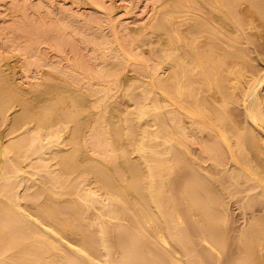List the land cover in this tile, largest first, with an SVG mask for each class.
<instances>
[{"label":"bare ground","instance_id":"obj_1","mask_svg":"<svg viewBox=\"0 0 264 264\" xmlns=\"http://www.w3.org/2000/svg\"><path fill=\"white\" fill-rule=\"evenodd\" d=\"M155 5L154 15L128 28H137L134 39L124 27L126 44L106 47L110 39L91 27L98 38L88 45L106 64L98 71L91 62L81 67L89 73L66 67L68 75L31 83L29 49L19 65L0 55V264H264V209L255 207H264V69L259 74L251 58H264V0ZM147 45L146 57L173 65L156 75L162 66L153 59L156 77L133 84L123 73L136 62L128 55L150 54ZM230 195L244 197L245 219L253 215L245 227L239 218V230Z\"/></svg>","mask_w":264,"mask_h":264},{"label":"rangeland","instance_id":"obj_2","mask_svg":"<svg viewBox=\"0 0 264 264\" xmlns=\"http://www.w3.org/2000/svg\"><path fill=\"white\" fill-rule=\"evenodd\" d=\"M20 1L21 0H0V55L2 53H4V54L6 53L5 55L7 56V58L9 56L11 57V58H8V60L10 61V63H12V65H16V64L19 65L22 62H24V59H23L24 58V54L29 51L28 52V54H29V62L31 64V66H30V72H29L31 79H29V80H30L31 83H34V82L40 83L42 81L41 76L42 75H47L49 73L50 74L52 73V76L53 77H56V78L62 77V76H64L65 72L68 71V69L69 70L73 69V70H71L72 74H76V72L80 73L79 71H81V72L83 71V72H85L84 74H86L88 71L90 72V70L87 71V69H84V70H86V71H84V70H81V67L83 69L85 67V65L87 66L88 63L91 64V62H92V64H91L92 66L90 65L91 66V69L95 68L98 71V68H96V67H97V65H99V62L102 60L103 53H100L99 50H98L99 52L97 50H95L93 43H90L88 45V43L91 41V39L98 38L99 35L101 37L104 35L103 37H105L108 40L110 39L109 41H111L113 43L112 44L111 42H108L109 45H107L108 44L107 43L105 45L106 47H109L110 45L117 46V45L124 44L125 40L123 39L124 40V42H123V40L120 39V38H123V36L126 37L125 34L127 35V33H130V34L127 35L128 37H130V35H132L131 38L134 39V37H133L134 35L133 34H135V36L138 35L137 34L138 31H137V33H134L132 31H135L136 32L137 28L140 26V23L142 22L141 19L143 20V18H144V19L147 20L148 17L151 15V13H152V15L155 14V12L153 10V7H154L155 3L157 2V0H154V1L153 0H103V1L100 0L101 3L98 2L99 0L98 1L97 0L96 1L95 0H22L21 1V4H20ZM129 1L131 2V4H130ZM162 1L163 0L159 1V3L157 2V4H156L157 7L160 6V3ZM105 2H106L107 5L105 4ZM102 3H103V5H102ZM14 4H16L17 7ZM13 5L15 6V9L16 10L14 9V6ZM110 5H112L113 7L110 6ZM106 7H110L111 9H109V10H112V12L109 11V10H107ZM68 12H70L72 14L69 13L70 14L69 15ZM99 12L102 13L103 15L100 14ZM156 12H157V9H156ZM98 13L100 15H98ZM17 14H18V16H17ZM74 14H76V15L72 17V15H74ZM69 16H71V18ZM114 16L115 17L117 16L116 17L117 19ZM90 17L92 19H93V17L94 18L96 17L95 19H97L96 21H94V19H93V21L91 20L92 24H94L93 26H92V24L88 23V22H90V19H91ZM72 18H75V19H72ZM85 18L87 19L88 22L85 20ZM98 18L100 19V21L102 23L99 21L100 22L99 25L98 26H95V25H97L96 23L99 20ZM104 18H106V20ZM107 19L110 21V23L107 21ZM14 20H16V24H15V21ZM84 20L86 21V23H85ZM146 20H144V21H146ZM105 21H107V22L105 23ZM139 21H140V23H137ZM93 22H95V23H93ZM129 23L131 24V26H133V25L135 27H137L138 25L139 26L136 28V30L128 29V28H133V29L135 28L134 26L133 27H129L130 26ZM17 24H19V25L21 24L20 27ZM103 24H105V25H103ZM118 24H120V28H119V25ZM101 25H103V26H101ZM121 25H123V26L121 27ZM11 26H12L13 29H11ZM91 27H94L92 31H94L96 29V31H98V33H99V30H101L100 31V34H98L96 31H94V33L95 32L97 33L98 37L96 36V34L94 35V33L91 31ZM95 27H97L98 29H99V27H101V28L99 30H97V28H95ZM108 27L110 29L112 28L111 31L113 33H109L110 29ZM124 27H125V29L127 28L129 30V31L128 30H125V31H127V33L124 31ZM15 28L17 30H15ZM116 28H119V29H116ZM121 28L124 31L123 33L121 32L122 31ZM33 29H34V31H33ZM43 29H45L46 31H44ZM88 30H90V31L88 32ZM27 31H28V34H27ZM102 31L104 32V34L101 33ZM22 32H24V33H22ZM9 33H10V35H9ZM105 33H106V36H105ZM107 33H109L108 34L109 38L107 36ZM12 34L13 35L15 34V36H13ZM121 34H122V36H121ZM112 37L114 38V40H113ZM26 38H28V39H26ZM42 38H43V40H42ZM44 38H45V40H44ZM127 39L129 41L131 40L130 38H127ZM128 40H126L127 41V44H129L128 43ZM10 42L12 43V45H11ZM25 43H27V44H25ZM28 43H29L30 47H27L28 46ZM36 43H38V44H36ZM14 44H15V46H14ZM125 44H126V42H125ZM148 46L149 45L145 46L146 47L145 49L146 50L150 49L149 50L150 51V54H149L148 51H145L143 48H139V52L141 50L142 51L144 50L146 52V54H145L144 51L141 52L142 54L140 53V55H139L140 58H139L138 55L137 56L134 55V57H131L130 55H128L130 57L129 58V62L136 61V62H133V63L137 64V66H135V64H133V63L132 64L136 68L134 66H131L130 67V66L127 65L128 66V69H126L127 68V66H126V68L123 69V73H126L127 74L128 72H130V74L128 73L127 75L132 76L131 78L134 77L133 78L134 80L137 79L140 82V84H139L138 81L136 82V80H135V82H136L135 83L134 80H132V83L133 84H137V85L138 84L139 85L142 84V85H145L143 83L148 82V80L150 81L151 79H154V77H156V75L161 74L163 71L165 72V74H164V72L162 73L163 74V77L164 76L166 77V75L168 74L167 69H169V67H171L173 65V63H170L171 65H169V62H167V61L164 62L163 60L157 59V57L155 58L154 56H152L153 58L152 57L150 58V57L147 56L148 57L147 58L146 55H149V56L152 55L151 54L152 48H150V46H149V48H147ZM27 49H29V50H27ZM134 49L136 50L135 47H134ZM25 50H27V51H25ZM92 50H93V52H92ZM24 51H25V53H24ZM252 51H253V49H252ZM101 52H103V51H101ZM147 52H148V54H147ZM91 53H93L94 55L93 54L90 55ZM143 53H144V55H143ZM253 54H255V55H252V57L251 56L250 57L251 58H255L256 60L253 61L252 63H253L254 66H257V65H258V67L260 66L261 69H260V67H259V69L261 71H259V69H257L258 67H256V68L254 67V68L257 69L260 72L259 73L256 70L257 73H259V74L264 73V71L262 72V70L264 69V62H263V59L264 58H263V54L260 55L261 59H260V57H259V55H258L257 52L256 53H253ZM249 55L247 56L248 58H249ZM143 56H145L146 58L143 57ZM142 57H143V59H148V60H146V61L144 60L143 61ZM93 58H95L96 60H98L96 62L98 64H95V62L92 61ZM149 58L152 59V62H150ZM251 58H250V61L248 59L249 62H251V60H252ZM82 59H83V61H81ZM153 59H154L155 62L153 61ZM21 60H23V61H21ZM84 61H87V62L84 63ZM117 61H118L117 59H113V62H108V63L109 64L110 63H113L114 65H118L117 63L119 61L118 62ZM137 61H140V63L137 62ZM256 61H258V62H256ZM153 62L155 64V67H157V68L162 66L161 68H159V70L156 69L157 70V73H156L155 70H153V71H155V74L156 75L154 73L152 74V72H151V69H152L151 68L152 67L151 64H153ZM102 63H103V61L100 62V65L99 66H101ZM254 63H257V64L255 65ZM258 63H261V64H258ZM148 64H150L151 66L148 65ZM80 65H82V66H80ZM140 65L146 66V67H144V69L146 71L144 69H141L142 72H140V70L137 68L138 66L140 68L141 67ZM165 65H167V67H164ZM104 66H106V64ZM104 66L99 67V69L100 68L103 69ZM59 67L61 68V71H59L60 70ZM66 67L68 69H66ZM87 67L90 69L89 65ZM131 68H132V70H131ZM141 68H143V67H141ZM255 69H254V71H255ZM127 70H128V72H127ZM134 70H135V72H137L136 74H135ZM254 71H253V68H252V71H250L252 73V76H251V73H250L249 74L250 75L249 79H251L253 77V74L255 76L256 72H254ZM60 72H62V73H60ZM71 72L69 71L68 73L70 74ZM142 73H144V74L146 73L148 76L150 75L149 78H148V76L146 77V74L143 75ZM81 74H83V73H81ZM140 74H142L143 77ZM18 75H20V76H18ZM18 75L16 76V77H19V78H17L18 79V82L20 84L23 83L22 85L24 87L26 86V88L28 86L30 87V84H29V82H27V79L24 77V75L23 74H20V73ZM65 75H68V74H65ZM67 78L69 79V77H67ZM67 78H66V81L68 80ZM145 78H147V80ZM52 81H54V80H52ZM69 81H70V79H69ZM95 81L101 82L102 80L97 77V79H95ZM107 86H109V84H107ZM122 87L123 88H122V90H120V92H118V91H119V89L121 87L118 90L116 89L117 91L115 90L118 94L119 93L121 94V96H120L121 99H122V93H121V91H123V89H125L124 88L125 86L122 85ZM138 91H139V89H138ZM116 92H114L115 93L114 95H116ZM118 94H117V96H114V97H116V98H114V101L113 100H110V102L111 101L117 102V100H118L117 97H119ZM111 95L113 96V92H111ZM127 101L122 102L123 104L120 103V105L122 106V105H126L127 104L126 107L133 105V104H130L129 105L127 103ZM118 102H119V100H118ZM129 103H132V102H129ZM111 104H112V102H111ZM113 104H115V103H113ZM123 108H124V106H123ZM132 108H133V106H132ZM126 109L128 110L129 108L127 107ZM240 109H242V107H240ZM130 110H131V108H130ZM64 126L62 127V130L65 131V132H63L61 130L64 134L62 132L61 133L63 135H66L68 129H67L66 126H65L66 129H63V128H65ZM5 128H6L5 125L4 126L3 125L2 126L0 125V135L4 137V140H6V135L4 134L5 133ZM2 130H3V132H2ZM60 146L63 147L62 145H60ZM196 147H197V149L195 148L196 151L194 150V152H195L196 155L194 154L192 156V158H193V160L195 158L196 159L195 160L196 162L197 161L201 162V158H202L201 157V153H200V150L198 149V146H196ZM166 157L169 158L170 156H166ZM183 157H185V156H183ZM182 169L179 172L182 174L181 177H183V179H185V176H186L185 175V172L186 171L185 170H182ZM196 169L199 170V165H198V167ZM196 172H198V171H196ZM204 173L207 174V172H204ZM263 174H264V172L262 173V175ZM175 176H176L175 179L178 182L177 174ZM261 177L264 178V176H261ZM34 178L36 179L37 176H35ZM179 179H180V181H182L181 180L182 178H179ZM262 181L264 183V179H262ZM28 182L29 181L24 182V185L21 186V188H20V192L21 193L28 186L27 185ZM182 184L183 183H181L180 185L182 186ZM176 189H177V187H176ZM181 189H183V186H182ZM182 191L183 190H181L180 193H182ZM258 191H259V189H256L255 193H257ZM178 192H179V190H178ZM178 192L176 194V197H178L179 196L178 194H180ZM252 192H253V190H252ZM251 193H249V194L251 195ZM255 193H252V195L255 194ZM237 195H242V194H237ZM237 195H236V197L235 196L232 197L230 195V198H232V199L226 198V202L228 203L227 204L228 205L227 207L230 210L229 211V215H230L229 217L232 218V220L235 217L234 218L235 219L234 222H236V223L238 222L237 224L235 223V225L233 224L234 225L233 227H235V229H236V226L238 225L239 228L237 227V230H239L240 227H242L241 224H242L243 219H245V218L243 216L244 214L243 215L241 214L242 209L239 208L240 202H238V201L241 200V205H242L243 204L242 203V201H243L242 199H244V197H242L241 199L239 198L238 201H237V199H236L237 198ZM227 197H229V196H227ZM259 204H256V205H259ZM262 206L263 205L260 204L259 207L258 206H255V207H257V208H263L264 209V207H262ZM255 207H254V209H255ZM257 208H256V210L259 211ZM252 211L249 210V213H251ZM260 211L264 213L263 210H260ZM245 212H243V213H245ZM254 212H256V211L254 210ZM258 213L260 214V216L263 215V213L261 215L260 212H256V215L257 216H259ZM252 214H253V212H252ZM249 215H251V214H249ZM241 216H243V218H241ZM252 216H248L247 215L246 216V219L248 218V221H250L249 219H252ZM239 218L242 219V221ZM248 221H245V222H248ZM245 222L243 223V225L245 224ZM245 225H247V224H245ZM245 225H244V227H245ZM244 227H242V228H244Z\"/></svg>","mask_w":264,"mask_h":264}]
</instances>
